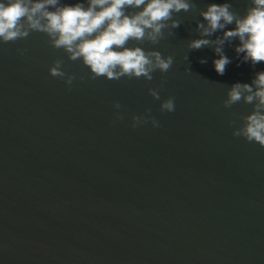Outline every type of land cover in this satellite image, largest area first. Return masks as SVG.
<instances>
[{
    "label": "water",
    "instance_id": "water-1",
    "mask_svg": "<svg viewBox=\"0 0 264 264\" xmlns=\"http://www.w3.org/2000/svg\"><path fill=\"white\" fill-rule=\"evenodd\" d=\"M193 2L158 44L126 45L173 57L151 81L89 79L44 33L0 42V264H264V147L232 134L251 104L223 107L264 62H243L236 39L219 75L212 47L187 48L199 11L227 2L243 16L250 0ZM57 59L77 77L71 91L49 73ZM168 97L175 111L161 112ZM133 115L159 127L133 128Z\"/></svg>",
    "mask_w": 264,
    "mask_h": 264
},
{
    "label": "clouds",
    "instance_id": "clouds-1",
    "mask_svg": "<svg viewBox=\"0 0 264 264\" xmlns=\"http://www.w3.org/2000/svg\"><path fill=\"white\" fill-rule=\"evenodd\" d=\"M181 11H197V6L193 0H86V4L61 3V0H0V42L26 39L32 32L44 33L49 44L55 49H63L69 60H82L90 70L89 79L143 77L151 81L155 71L162 74L169 71L173 57L126 45L129 41L141 45L145 42L158 44L164 39V29H176L183 23L173 18ZM199 15L204 21L196 24L200 38L189 41L187 48L212 47L219 57L213 60L219 75H224L226 66L231 63L223 51L224 45L236 39L239 44L235 46V52L238 56L243 53V62H251L253 66L264 62V0H250L243 16L227 2L209 4L205 10L199 11ZM232 24L235 27L227 29ZM219 31L223 32L221 36L207 38ZM18 51L23 55L26 49ZM206 62L200 60L202 64ZM62 65V60L53 61L49 73L63 79L71 91L77 77L63 71ZM187 71H191L190 67ZM148 91L155 100H160L158 89L149 88ZM242 100L253 106L252 111L240 117L241 126L234 128L232 134L264 147V71L256 72L251 84L234 83L227 91L223 107L230 108ZM113 107L119 110L122 105L115 102ZM145 111L150 113L151 108ZM160 111H175V98L163 100ZM115 119L123 120L124 116L117 111ZM149 122L153 127H159V122L150 115H133L131 126L136 128ZM235 123L229 121V126Z\"/></svg>",
    "mask_w": 264,
    "mask_h": 264
}]
</instances>
